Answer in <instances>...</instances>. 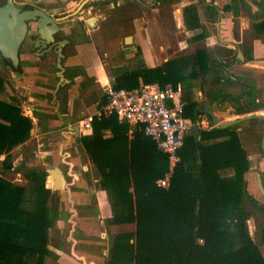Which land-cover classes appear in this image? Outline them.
Masks as SVG:
<instances>
[{
	"label": "trees",
	"instance_id": "trees-1",
	"mask_svg": "<svg viewBox=\"0 0 264 264\" xmlns=\"http://www.w3.org/2000/svg\"><path fill=\"white\" fill-rule=\"evenodd\" d=\"M232 1L222 10L240 2L252 20L258 18V11L252 12L246 0ZM251 4L262 8L261 0H252ZM182 17L185 27L195 31L196 39L208 36L194 3L183 7ZM263 26V20L254 23L256 29ZM240 46L243 49L244 44ZM251 57L246 54V58ZM235 59L233 54L232 62ZM2 62L6 64L3 58ZM229 65L199 48L160 66L142 63L135 69H123L113 76L111 85L133 89L139 81L157 82L162 87L182 83L186 88L181 96L186 101L184 115L195 124L200 115L209 116L188 95L189 82L212 72L214 84H227L231 78L226 77L224 68ZM231 82L240 81L236 78ZM4 84L0 75V264H44L52 255L49 230L59 217L57 201L45 186L46 170L27 165L36 154L34 149L30 148L18 165L12 163L10 152L30 138L32 121L22 112L16 97L1 98ZM251 95L249 88L234 95L221 87L213 92L211 101L228 99L235 103L234 113L240 115L261 107L251 103ZM254 121L258 119L252 118L249 123ZM92 126L93 134L80 140L97 165L98 185L110 204L111 216L105 223L135 224L134 231L117 232L111 237L105 264H264V255L246 228L249 217L258 210L263 212L264 206L257 204L247 189L245 174L250 161L234 129L237 124L200 128L197 142L191 132L178 151L179 161L166 187L158 186L156 180L168 170L167 155L152 139L135 130L127 153L99 154L95 153L96 142L104 144L106 140L95 130L108 126L127 129L128 124L109 115L95 119ZM138 141L143 149L137 151ZM9 171L22 172L26 184L7 179L4 175ZM260 241H264L263 236Z\"/></svg>",
	"mask_w": 264,
	"mask_h": 264
},
{
	"label": "crops",
	"instance_id": "crops-1",
	"mask_svg": "<svg viewBox=\"0 0 264 264\" xmlns=\"http://www.w3.org/2000/svg\"><path fill=\"white\" fill-rule=\"evenodd\" d=\"M30 1L39 3L59 21L68 41L61 60L62 71L57 68L54 52L42 56L30 43H25L21 48L17 68H10L0 61V71L8 68L11 82L8 84L5 81L1 98L16 97L22 112L32 121L33 133L17 149L22 150L24 155L30 149V143H34L32 149L36 154L27 161V165L46 170L45 186L52 190L57 201L59 217L49 230L48 248L52 255L46 257L44 264H105L111 237L117 232L134 231L135 224L105 223V219L111 216L110 204L105 190L98 185L97 165L80 140L81 136L92 135L94 129L92 123L90 128L80 129L78 122L105 103L104 88L111 85L113 76L118 73L111 75L107 72L105 60L111 40L103 38L99 32L107 19V8L114 7L115 1L119 5L123 0ZM229 1L221 4L219 0H213L201 5L196 0H177L176 27L184 29V37L179 38L175 34L169 44L160 43L156 48L157 55L152 52V56L143 63L147 67H156L167 60L205 48L209 55L230 64L224 68V73L231 80L224 85L212 82L211 96L200 104L201 108L204 102H208L221 121L239 116L234 113L235 103L228 99L219 97L211 101L213 92L221 87L234 95L249 88L251 103L261 105L254 112L264 115V26L254 28L255 22L264 21V2L259 10L252 4V12L258 11V18L252 20L240 2L236 4L239 11L235 10L234 5L230 10H222ZM189 3L196 5L200 21L209 33L202 39H196L195 31L188 30L184 25L182 9ZM208 4L214 7L209 8ZM88 12L96 19L91 26L85 24ZM241 43L244 44L243 49ZM190 47H194L191 52L185 50ZM216 49L225 50L227 54L213 53ZM233 54L236 56L234 62ZM246 54L252 57L248 59ZM236 78L240 82L232 83ZM180 84L182 96L186 88ZM187 93L198 102L191 86ZM248 124L249 121H245L237 126L245 127ZM135 130L141 131L129 124L127 129L99 127L95 133L106 142L102 144L98 140L95 153H127ZM140 143L136 142L137 151L143 149ZM47 164L62 169L67 181L64 190H54L49 186Z\"/></svg>",
	"mask_w": 264,
	"mask_h": 264
},
{
	"label": "rangeland",
	"instance_id": "rangeland-1",
	"mask_svg": "<svg viewBox=\"0 0 264 264\" xmlns=\"http://www.w3.org/2000/svg\"><path fill=\"white\" fill-rule=\"evenodd\" d=\"M196 1L202 5L203 2H210L211 0ZM246 1L251 3L252 0ZM261 1L264 2V0ZM176 2L177 0H140V2L138 0H123L119 5H116L115 1L114 7L107 8V19L103 23L99 35L111 40L109 54L105 60L108 73L113 75L126 68L135 69L141 63H146L147 57H151L152 52H154L155 56L157 55L156 48L160 43L163 45L169 44L170 39L175 34L179 38L184 37V29L182 27H176V16L178 15ZM219 2L224 4L225 0H219ZM229 2L233 3L232 0ZM235 10L239 11V8L236 7ZM121 46L124 48L123 50H121ZM190 48H186L185 50L191 52L190 50L194 47ZM213 53L224 56L227 54V51L216 49ZM0 72L3 79L10 84L8 68ZM212 77L213 73L208 72L205 75H199L189 82L193 90V95L198 100V104H201L211 96L210 85L213 82ZM234 129L240 135L247 152V158L250 161V168L245 174L246 179H248L249 172L254 173L259 171L264 176V154L260 146L264 123L254 121L245 127L238 125ZM33 145L34 143H30L29 148H32ZM18 147L19 145L10 152L14 166L20 163L26 153L25 151L23 155L22 150L17 149ZM36 168L38 167L36 166ZM224 173L228 174L229 171H225ZM4 176L20 184H26L27 182L22 172L9 171ZM251 176L253 177V175ZM250 193L253 195L254 191L251 189ZM258 217V214H252L246 222V228L250 237L257 243L261 253L264 255V241H260L261 235L257 232Z\"/></svg>",
	"mask_w": 264,
	"mask_h": 264
},
{
	"label": "built area",
	"instance_id": "built-area-1",
	"mask_svg": "<svg viewBox=\"0 0 264 264\" xmlns=\"http://www.w3.org/2000/svg\"><path fill=\"white\" fill-rule=\"evenodd\" d=\"M182 85L160 86L157 82L139 81L133 89L104 88L105 103L79 122V128H90L95 119L115 115L120 122H126L141 130L152 139L157 148L167 155L168 170L156 180L158 186L166 187L179 161V149L185 138L191 134L194 123L184 115L186 104L181 99ZM200 128L213 127L209 119L200 115Z\"/></svg>",
	"mask_w": 264,
	"mask_h": 264
},
{
	"label": "water",
	"instance_id": "water-1",
	"mask_svg": "<svg viewBox=\"0 0 264 264\" xmlns=\"http://www.w3.org/2000/svg\"><path fill=\"white\" fill-rule=\"evenodd\" d=\"M95 20V17L90 16V12H88L85 24L91 26ZM28 22L34 23L35 26L36 35L33 40V46L39 50L42 56L50 51L54 52L56 54L57 68L59 71H62L61 59L64 56L62 46L67 39H58V34L62 33V26L59 24V21L46 12V10L37 6L21 9L16 5L14 0H6L4 4L0 5V55L2 58L8 61L13 68L18 67L19 50L26 37ZM200 111L207 114L212 125L217 128L231 127L235 124L249 121L252 118L261 119L264 122V115L258 112L247 113L227 121H221L208 102L202 104ZM74 127L76 130L78 129L76 125ZM199 130L200 126L194 124L192 134L196 142L198 141ZM30 133H33L32 128ZM261 147L264 152V129ZM46 168L51 182L49 186L54 190H64L67 181L62 169L54 164H47ZM257 186L264 196V188L259 177L257 179Z\"/></svg>",
	"mask_w": 264,
	"mask_h": 264
},
{
	"label": "flooded vegetation",
	"instance_id": "flooded-vegetation-1",
	"mask_svg": "<svg viewBox=\"0 0 264 264\" xmlns=\"http://www.w3.org/2000/svg\"><path fill=\"white\" fill-rule=\"evenodd\" d=\"M5 1L6 0H0V5L4 4ZM14 1H15L16 5L19 6L21 9H28V8H32L34 6L43 8L39 3H34L30 0H14ZM62 32H63V30H62ZM35 35H36V33H35L34 23L28 22V29L26 32V37L24 39V42L20 46V50L25 43H30L31 46H33V40L35 39ZM58 39L65 40V39H67V37H65V35H63V33H59ZM67 42L68 41H65L63 46H62V53H64V47H65ZM20 50H19V52H20ZM63 58H64V56H63ZM0 61L2 62V56L1 55H0ZM5 65L10 67V68H13L8 61H6ZM261 139H262V134H261ZM260 146H261V142H260ZM261 151L263 152L262 147H261ZM263 154H264V152H263ZM251 175H253V177ZM258 177L260 178L261 184L264 188V176H262V174L259 171H257L254 173L253 172L248 173V179H246L247 189H248L249 193H250V190L252 189L254 191V193H253V195L251 193L250 194L255 198L257 204H261L264 206V196L260 192V190L257 186ZM255 213L258 214V216H259L257 219V221H258L257 222V232L259 233V235L263 236V238H264V211L261 212V210L260 211L258 210Z\"/></svg>",
	"mask_w": 264,
	"mask_h": 264
}]
</instances>
